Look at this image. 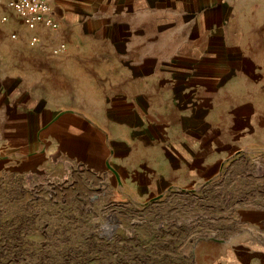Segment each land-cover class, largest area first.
<instances>
[{
    "label": "rangeland",
    "instance_id": "obj_1",
    "mask_svg": "<svg viewBox=\"0 0 264 264\" xmlns=\"http://www.w3.org/2000/svg\"><path fill=\"white\" fill-rule=\"evenodd\" d=\"M91 1L32 44L0 0V120L16 94L49 107L0 126V264H251L264 0ZM77 114L90 127L64 130Z\"/></svg>",
    "mask_w": 264,
    "mask_h": 264
},
{
    "label": "crops",
    "instance_id": "obj_2",
    "mask_svg": "<svg viewBox=\"0 0 264 264\" xmlns=\"http://www.w3.org/2000/svg\"><path fill=\"white\" fill-rule=\"evenodd\" d=\"M89 1L90 0H54L52 2V6L55 17L58 21L68 22L69 24H72V27H75L76 20L74 14L71 12L72 9L82 6L83 4H88ZM12 12L16 17L15 19L18 20V17L15 15L13 10ZM27 30L29 33L39 36V38L42 34L47 32L42 27H39L35 30ZM8 106V112L6 114L7 120H0V126L4 128V130L6 129L9 133H30L32 130L34 131V129L42 126L43 123H41V119L49 111L47 102L44 99L37 100L29 94H16V96L11 97L8 100ZM32 107L37 108L38 113L33 114L32 111H30ZM2 116L0 115V118H2ZM123 116L120 115L115 117L118 121H113L112 123L118 124L120 122L119 124H121L125 122V120L127 121L129 116ZM140 117L141 115L136 113L130 117V120L140 119ZM90 125L91 124L85 121L80 114L74 115L71 119H68L62 123L63 128H65L64 130L72 128V131H79L83 128H89ZM251 222L255 223L258 227H261L264 233V211L252 213ZM234 252V254H237V256L246 255L249 259H251V264H264V241L255 236L251 235L249 244H239Z\"/></svg>",
    "mask_w": 264,
    "mask_h": 264
},
{
    "label": "built area",
    "instance_id": "obj_3",
    "mask_svg": "<svg viewBox=\"0 0 264 264\" xmlns=\"http://www.w3.org/2000/svg\"><path fill=\"white\" fill-rule=\"evenodd\" d=\"M54 0H11V7L15 15L18 17L22 26L29 30H35L42 27L45 30L58 32L61 24L55 17L52 2ZM6 21L7 18H4ZM16 38V35H14ZM39 36L32 35L30 41L36 44ZM67 43L61 42L52 48V52L56 56H61L67 51Z\"/></svg>",
    "mask_w": 264,
    "mask_h": 264
}]
</instances>
